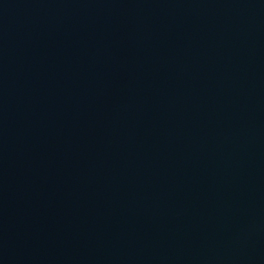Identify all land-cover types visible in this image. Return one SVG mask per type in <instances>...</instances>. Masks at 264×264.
Returning <instances> with one entry per match:
<instances>
[{
    "label": "water",
    "instance_id": "95a60500",
    "mask_svg": "<svg viewBox=\"0 0 264 264\" xmlns=\"http://www.w3.org/2000/svg\"><path fill=\"white\" fill-rule=\"evenodd\" d=\"M0 264H264V0H0Z\"/></svg>",
    "mask_w": 264,
    "mask_h": 264
}]
</instances>
